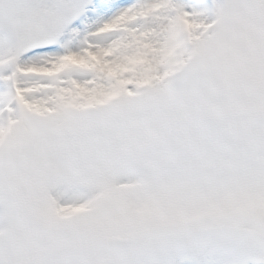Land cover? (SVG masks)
I'll return each mask as SVG.
<instances>
[{
    "label": "snow or ice",
    "instance_id": "snow-or-ice-1",
    "mask_svg": "<svg viewBox=\"0 0 264 264\" xmlns=\"http://www.w3.org/2000/svg\"><path fill=\"white\" fill-rule=\"evenodd\" d=\"M0 264H264V0H0Z\"/></svg>",
    "mask_w": 264,
    "mask_h": 264
}]
</instances>
